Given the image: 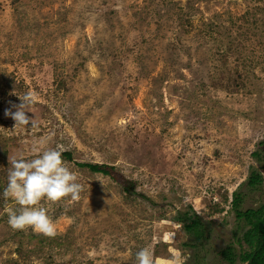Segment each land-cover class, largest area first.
Listing matches in <instances>:
<instances>
[{
	"label": "rangeland",
	"instance_id": "rangeland-1",
	"mask_svg": "<svg viewBox=\"0 0 264 264\" xmlns=\"http://www.w3.org/2000/svg\"><path fill=\"white\" fill-rule=\"evenodd\" d=\"M26 93L35 127L21 132L5 112ZM261 142L264 0H0V172L58 148L83 185L46 205L47 238L10 227L0 176V264H136L145 246L156 264H198L176 222L189 211L212 231L203 264H226L218 253L242 252L249 227L229 203L208 206L225 192L240 211L264 205V184L247 186L264 178ZM76 163L115 167L138 195Z\"/></svg>",
	"mask_w": 264,
	"mask_h": 264
},
{
	"label": "clouds",
	"instance_id": "clouds-1",
	"mask_svg": "<svg viewBox=\"0 0 264 264\" xmlns=\"http://www.w3.org/2000/svg\"><path fill=\"white\" fill-rule=\"evenodd\" d=\"M18 98L21 103L14 105L16 111L7 110L5 115L15 121L14 130L23 132L28 130L29 124L31 128L35 127V119L30 120L26 114L31 112L34 95L26 93ZM34 151L36 154L29 159H25L23 155L8 157L11 168L3 197L5 201H13L14 205L6 204L4 211L13 230L31 229L36 234L54 238L57 235V226L48 215L46 205L78 201L83 185L78 182V174L65 164L60 149ZM135 258L136 264H156L150 246L141 248ZM168 264H180L179 258L170 257Z\"/></svg>",
	"mask_w": 264,
	"mask_h": 264
},
{
	"label": "trees",
	"instance_id": "trees-1",
	"mask_svg": "<svg viewBox=\"0 0 264 264\" xmlns=\"http://www.w3.org/2000/svg\"><path fill=\"white\" fill-rule=\"evenodd\" d=\"M10 84L14 83L9 82V85ZM263 144L264 142H261L259 147L263 146ZM251 156L259 165L258 170H264V149L259 148V150L252 153ZM62 157L65 161L70 162L72 160V155L70 153H66ZM75 165L80 169H87L92 173L108 178L120 187L122 192L127 196L135 197L138 195V183L124 177L113 166L79 163H76ZM3 168H5V170L0 172V176L4 175V177H8L9 165L6 162ZM263 184L264 178H262L256 170H253L248 179L247 186L256 190ZM212 196L214 199V196L217 197V193ZM218 197V200L210 201L208 207L211 211H219L218 208L220 205L229 203L231 209L236 214L238 221L243 219L244 225L246 224L249 227L243 238V244L246 246L245 249L242 252L237 253L233 248L226 247L218 253L219 257L222 259L221 261L226 264H236L238 260H240V264H264V205H260L257 210L247 209L245 211H240L243 201L240 194L234 193L231 196V200L228 199L229 195H227L226 192L222 195L218 193ZM0 208H3L1 204ZM176 222L182 223L183 231L188 237V241L184 246L191 251L192 257H194L193 260L199 259L201 262L198 264H203L206 256L203 254L214 252L215 249L214 244L211 242L212 231L207 228L204 222L201 221L200 217L193 211L182 213L181 217L176 219ZM0 223H3V219H1ZM2 233L3 231L0 230V236ZM14 238L15 237H12L11 240H14ZM5 242H8V240H1L0 247ZM18 244L21 248L20 243ZM237 244L242 248L240 245L241 243L238 242Z\"/></svg>",
	"mask_w": 264,
	"mask_h": 264
}]
</instances>
